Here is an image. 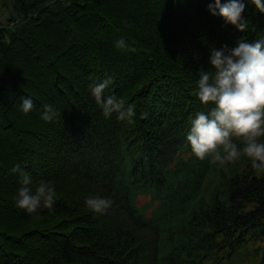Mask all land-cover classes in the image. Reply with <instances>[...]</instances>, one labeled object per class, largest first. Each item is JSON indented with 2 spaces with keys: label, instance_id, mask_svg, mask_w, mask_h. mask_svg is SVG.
Here are the masks:
<instances>
[{
  "label": "trees",
  "instance_id": "16d2710c",
  "mask_svg": "<svg viewBox=\"0 0 264 264\" xmlns=\"http://www.w3.org/2000/svg\"><path fill=\"white\" fill-rule=\"evenodd\" d=\"M0 1L22 15L0 28V264H264V173L200 160L186 139L213 107L198 71L213 48L264 38V12L243 0L241 32L209 11L215 0ZM109 77L104 96L135 105L132 123L96 103L89 85ZM16 164L33 191L52 182L51 208L16 206ZM97 195L105 214L86 207Z\"/></svg>",
  "mask_w": 264,
  "mask_h": 264
},
{
  "label": "clouds",
  "instance_id": "9594fccd",
  "mask_svg": "<svg viewBox=\"0 0 264 264\" xmlns=\"http://www.w3.org/2000/svg\"><path fill=\"white\" fill-rule=\"evenodd\" d=\"M264 12L262 0H251ZM246 4L243 0H228L222 3L215 0L209 4L213 15L219 14L227 23L241 32L248 27L244 18ZM120 50L135 51L126 39L121 37L115 45ZM212 69L201 68L198 80L197 96L202 104L213 105L207 112H197L191 120L187 142L192 153L200 160L210 159L220 165L235 164L247 159L257 175L264 173V38L255 41L239 40L237 46L211 51ZM91 79V77H90ZM112 78L89 85L96 103L102 108L105 117L113 113L121 121L133 122L135 105L125 104L123 98L115 95L104 96ZM22 111L27 114L34 108L30 97H21ZM42 119L50 121L57 115L51 105H44ZM142 114L141 118H146ZM19 174L21 187L18 190L16 206L27 213H36L42 206L51 208L57 196L52 182L39 181L35 191L31 187L33 180L19 164L10 169ZM86 207L97 214H105L111 207L110 198L89 196Z\"/></svg>",
  "mask_w": 264,
  "mask_h": 264
},
{
  "label": "rangeland",
  "instance_id": "374dc122",
  "mask_svg": "<svg viewBox=\"0 0 264 264\" xmlns=\"http://www.w3.org/2000/svg\"><path fill=\"white\" fill-rule=\"evenodd\" d=\"M12 1H14V0H12ZM3 13L6 16H5V20H1V24L2 25L7 24L8 22H10V24H11V22H17L15 20H19L22 17V15L20 13V10H19V8L17 6V4L14 3V2H12V4H10L9 7H5V6L0 5V14H3ZM10 17H13L14 20L8 21V19ZM149 199H150V196L147 195V194H141V195H139V197L137 199L138 206H140V207L141 206H144V204L146 202H148ZM152 209H153V207H147L146 210H144L145 214L147 216H151L152 213H153L152 212Z\"/></svg>",
  "mask_w": 264,
  "mask_h": 264
},
{
  "label": "crops",
  "instance_id": "0c3cea01",
  "mask_svg": "<svg viewBox=\"0 0 264 264\" xmlns=\"http://www.w3.org/2000/svg\"><path fill=\"white\" fill-rule=\"evenodd\" d=\"M0 5H1V1H0ZM5 16H6V15H5L4 13H3V14H0V21H1V20H5Z\"/></svg>",
  "mask_w": 264,
  "mask_h": 264
},
{
  "label": "built area",
  "instance_id": "2783aa9c",
  "mask_svg": "<svg viewBox=\"0 0 264 264\" xmlns=\"http://www.w3.org/2000/svg\"><path fill=\"white\" fill-rule=\"evenodd\" d=\"M16 22H11V24L9 23L10 26H13ZM3 25L0 23V28L2 27Z\"/></svg>",
  "mask_w": 264,
  "mask_h": 264
}]
</instances>
